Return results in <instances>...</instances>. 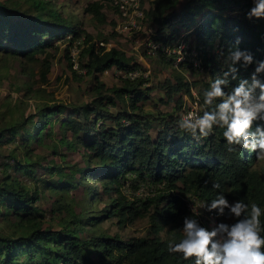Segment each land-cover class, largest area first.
I'll return each mask as SVG.
<instances>
[{"label": "trees", "instance_id": "1", "mask_svg": "<svg viewBox=\"0 0 264 264\" xmlns=\"http://www.w3.org/2000/svg\"><path fill=\"white\" fill-rule=\"evenodd\" d=\"M108 1L88 3L85 11L104 23L106 17L102 9ZM148 1L146 18L154 26L153 39L171 49L184 42L185 59L180 63L188 65L189 56L196 53L200 65L190 63L188 66L196 73L203 71L207 75L206 81L201 83L202 89L197 92L202 109L206 107L203 92L226 70L222 58L218 59L221 50L227 54L229 47L239 41L238 46L250 51L255 61H264V18H246L251 0ZM33 4L36 15L0 1V51L28 62L44 55L41 78L45 79L50 67L47 48L54 45L52 40L65 41L71 36L69 44L77 42L79 47L78 70L73 69V61L68 65L73 77L92 78L94 96L80 104L45 105L38 112L35 123L30 114L23 115L19 121H9L0 114V145L4 142L14 144L21 131H24L22 140L32 133L41 140L42 131L49 125L52 115L66 113L60 120V127L70 133L72 141L61 136L59 143L67 148L81 145L87 152L86 165L72 169L79 177L75 172L64 173L59 164L49 166L52 174L60 176V181L45 183L31 178L36 160L29 157L30 150L24 142H18V147L25 150L23 159L16 158L14 151L7 155L0 152V215L7 221L8 228L7 231L0 229V264H194L193 259L183 260L168 252V243L179 242L182 238L183 217L191 215L184 199L186 195L210 203L222 193L230 202L242 200L258 205L261 235L264 236V176L254 167L255 153H246L243 148L229 152L221 128H214L210 136L197 140L178 127L180 115L158 108L155 112H147L144 105L139 104L148 98V87H143L147 79L125 78L121 85L106 86L101 76L111 67L126 73L139 67L124 51L97 45L90 33L71 17H64L53 9L49 2L42 0ZM111 22L115 25V20ZM70 45L65 49L66 56L70 53ZM56 51L57 46L54 47ZM155 52L167 63L177 57L176 53L168 56L159 50ZM255 67L253 63L247 69H240L237 79L232 80L225 91H231L239 79L248 78ZM189 85L180 77L175 83L167 78L159 83L169 99L177 92L191 94ZM109 107L115 111H110ZM28 123L30 128L22 127ZM154 123L159 127L153 136ZM57 149L55 145L54 154ZM10 159L16 160L14 170L21 173V180L12 177ZM91 162L95 163L94 167ZM127 174H132L136 181L139 179L158 187L144 199L130 200L121 191L129 179ZM90 178L102 183V191L97 192L95 187L85 183ZM28 183L31 186H27ZM78 183L85 185V201L94 198L104 203L100 213L87 215L84 206L79 213L73 211L68 194ZM213 183H219L220 188L214 189ZM39 184L51 188L58 196L53 209L58 212V229L50 224L43 226L44 218L35 205L42 188ZM111 190L115 191V197L111 196ZM11 215L14 220L9 219ZM110 216L130 223L139 217L147 218L148 227L143 236L128 239L97 231L82 235L93 229L101 218ZM165 226L166 237L160 235Z\"/></svg>", "mask_w": 264, "mask_h": 264}, {"label": "rangeland", "instance_id": "2", "mask_svg": "<svg viewBox=\"0 0 264 264\" xmlns=\"http://www.w3.org/2000/svg\"><path fill=\"white\" fill-rule=\"evenodd\" d=\"M6 2L10 6H18L21 11H28L32 15H36L37 11L34 9L33 3L42 0H0ZM50 3V6L59 12L61 15L69 16L76 21L80 28L93 36V40L97 45L103 42L106 48L115 47L126 53L127 56L131 57V60L137 64L140 70L146 71L147 79L143 87L147 89V100L146 102H140L139 104L144 105V109L147 112H155L156 108L161 109L170 114L182 115L183 111H187L193 107L202 109V105L193 92H198L202 89L201 83L206 81L207 75L205 72L196 73V71L188 66L191 63L192 56H189L188 65L181 64L177 61V57L167 63V60L162 58L160 54L147 53L144 49V45L138 43L134 39L130 40L128 36L118 34L114 30V11L110 2L105 3V7L102 9L106 21L104 23L98 22L90 14L85 11V7L88 3L93 1L103 0H43ZM149 7V1L144 2ZM15 6V7H16ZM252 6V5H251ZM47 10H45V13ZM71 36H67L65 41L62 39L52 40L54 45L47 48L48 61H50V67L46 73L45 79L41 78V72L44 67V55H38L37 59L28 62L22 57H16L14 55H7L0 51V114L9 121H19L23 118V115H33L34 123L37 121V114L41 111L42 107L57 106L58 104H80L85 101H90L94 93L92 87L94 81L91 77L84 79H78L73 77L72 70L69 67V63L73 61L71 56V49L76 43L70 45L68 40ZM142 41V38L140 39ZM192 43V40H188ZM69 46L70 53L66 56L65 49ZM57 46V51L54 52V47ZM182 48L180 53L172 52L167 54L168 56L176 53L179 56H183L185 59V43L181 44ZM54 54V55H53ZM73 54V53H72ZM51 55V56H50ZM182 61V59H181ZM69 62V63H68ZM74 69V68H73ZM77 70V69H76ZM84 70L82 69V72ZM116 67H111L105 71L101 80L106 86H118L123 83L125 79L120 74ZM180 77L184 82L189 83L191 94H184L182 92L174 93L172 98H167L164 88L159 86V83L169 79L172 83L177 81ZM131 80V79H129ZM195 97V98H194ZM196 99V102H195ZM119 103V102H118ZM120 106H124L123 103H119ZM122 104V105H121ZM110 111L114 112L113 107H109ZM66 116V113L52 115L51 121L47 128L42 131V139H36V135L33 133L31 136L23 137L21 131L13 144L12 142H4L0 145V152L4 155L14 151L16 158L23 159V153L25 150L20 145L24 142L30 150L29 157L36 160L32 166V176L34 181H45V183H59L60 176L52 174L49 166L59 164L62 166L64 173L75 172L76 177H79V173L75 170L76 168L85 167V159L87 152L83 150L82 146L75 144L72 148L59 143L61 136L69 141H72L70 133L64 131L60 127V120ZM22 127H31V124H23ZM158 124L154 123V128L151 130V134L154 136L155 131L158 129ZM20 142V143H18ZM55 145L57 146L56 154L53 153ZM15 149V150H13ZM248 150H246L247 153ZM15 163L13 159H10V166L12 171L10 172L12 177L22 179L21 173L16 172ZM91 167H94L95 163L91 162ZM14 167V168H13ZM254 167L258 168L264 176V159L255 161ZM128 181L124 186L121 187V191L130 200L135 198L144 199L147 196L153 194L158 186L150 183H144L141 180H134L132 174L126 175ZM39 182V183H40ZM85 183L92 185L97 189V192L102 191V183H96L93 178L87 179ZM84 183V184H85ZM27 186H31L30 183ZM39 187H42L39 184ZM85 185L78 183L76 189L68 194V202L75 213H79L81 208L84 206L87 210V215H96L104 209V203L99 200L85 201ZM111 196L115 197L116 193L114 190L110 192ZM40 198L35 202V205L39 209V213L44 218L43 226L50 224L53 228L58 229V212L53 210L57 204L55 202L58 196L51 188H41L39 191ZM187 202L189 212L191 214V207L197 202H203L193 198L190 195H186L184 198ZM68 205V206H69ZM202 215L200 218L204 221L205 227L210 225L209 217L215 216V212L208 213L204 209H200ZM10 220H14L15 217L12 215L9 217ZM202 221V222H203ZM217 222L231 223L232 220H228L225 217H217ZM88 226V225H87ZM90 227V226H88ZM87 227V228H88ZM148 227L147 218H137L134 222H119L117 217L110 216L109 218H101L99 223L93 227V229L82 233L83 236H88L92 231L104 232L108 235L118 234L123 239H128L133 236H143ZM0 229L7 231V221L0 215ZM167 227L165 226L161 231L160 235L166 237ZM96 260V258H94Z\"/></svg>", "mask_w": 264, "mask_h": 264}, {"label": "clouds", "instance_id": "3", "mask_svg": "<svg viewBox=\"0 0 264 264\" xmlns=\"http://www.w3.org/2000/svg\"><path fill=\"white\" fill-rule=\"evenodd\" d=\"M251 4L246 18H264V0H251ZM238 45L239 41L230 46L227 54L223 50L219 52L218 59L222 58L226 70L203 92L206 107L182 114L178 127L197 140L210 136L214 128H221L229 152L243 148L255 153L260 161L264 159V61H255L250 51ZM253 63L256 67L250 76L239 79L231 91L226 92L240 69H247ZM193 95L199 100L197 92ZM213 188L219 189L220 184L213 183ZM200 209L215 212V216L209 217L208 227L202 226L198 219L202 215ZM190 211L191 215L182 220V238L168 243L170 255L193 259L194 264H264V236L258 205L242 200L230 202L220 193L210 203L197 201ZM217 217L234 222H217Z\"/></svg>", "mask_w": 264, "mask_h": 264}, {"label": "built area", "instance_id": "4", "mask_svg": "<svg viewBox=\"0 0 264 264\" xmlns=\"http://www.w3.org/2000/svg\"><path fill=\"white\" fill-rule=\"evenodd\" d=\"M110 5L114 11V30L123 36H128L130 40L134 39L138 43L144 45V49L147 53H155L156 50H159L165 54H170L172 52L180 53L182 48L181 42L178 47L171 49L167 44H162L159 41L153 39L155 34V29L153 25H150L147 22L146 10L148 9L145 3H142V0H110ZM142 38V41L140 40ZM100 45H104L103 42H100ZM79 47L78 44L73 46L71 49V56L73 57V68L78 70V57ZM73 53V54H72ZM183 56L177 54V61H181ZM191 63L194 66H199V60L196 56V53H193ZM82 71V70H81ZM122 76L127 79H135L137 77H146L147 72L140 69H135L128 73L122 72ZM196 102V99H195ZM196 107L183 111L182 114L196 110ZM200 218V217H199ZM202 222V218H200ZM204 224V221L202 222Z\"/></svg>", "mask_w": 264, "mask_h": 264}, {"label": "crops", "instance_id": "5", "mask_svg": "<svg viewBox=\"0 0 264 264\" xmlns=\"http://www.w3.org/2000/svg\"><path fill=\"white\" fill-rule=\"evenodd\" d=\"M117 69V68H116ZM118 70V69H117ZM107 71V70H106ZM120 74H122L123 71H118Z\"/></svg>", "mask_w": 264, "mask_h": 264}]
</instances>
